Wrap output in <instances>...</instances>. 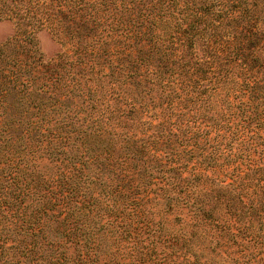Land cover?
Returning a JSON list of instances; mask_svg holds the SVG:
<instances>
[{"label": "trees", "instance_id": "16d2710c", "mask_svg": "<svg viewBox=\"0 0 264 264\" xmlns=\"http://www.w3.org/2000/svg\"><path fill=\"white\" fill-rule=\"evenodd\" d=\"M0 21V264L262 244L264 0H0Z\"/></svg>", "mask_w": 264, "mask_h": 264}, {"label": "rangeland", "instance_id": "374dc122", "mask_svg": "<svg viewBox=\"0 0 264 264\" xmlns=\"http://www.w3.org/2000/svg\"><path fill=\"white\" fill-rule=\"evenodd\" d=\"M14 32V26L10 21H0V42L10 37ZM38 46L45 59L52 58L58 50L59 46L46 30H41L36 34ZM183 221H173L177 213L169 215L166 221V226L175 231L187 233L190 230L191 220L190 216L178 214ZM187 222L185 223L184 222ZM205 239H210L208 234H211L208 229L205 230ZM264 248V241L262 244H248L246 241L240 244L222 245L215 253H209L208 258H202L205 264H264V252L260 251ZM182 258L176 260V264H181Z\"/></svg>", "mask_w": 264, "mask_h": 264}]
</instances>
